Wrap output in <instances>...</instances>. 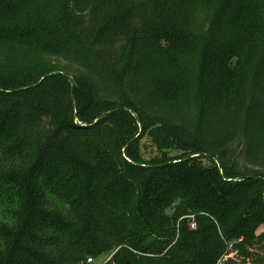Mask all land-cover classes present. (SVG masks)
<instances>
[{
	"label": "trees",
	"instance_id": "16d2710c",
	"mask_svg": "<svg viewBox=\"0 0 264 264\" xmlns=\"http://www.w3.org/2000/svg\"><path fill=\"white\" fill-rule=\"evenodd\" d=\"M263 229L264 0H0V264H264Z\"/></svg>",
	"mask_w": 264,
	"mask_h": 264
},
{
	"label": "rangeland",
	"instance_id": "374dc122",
	"mask_svg": "<svg viewBox=\"0 0 264 264\" xmlns=\"http://www.w3.org/2000/svg\"><path fill=\"white\" fill-rule=\"evenodd\" d=\"M170 154L177 156V154L175 152H170ZM143 155H144V158L146 160H148V161H145V163L151 162L152 160H154L153 158L156 156H158L159 158H166V159H168L170 157L169 154H167V157H165V156L161 157L162 154L160 153V151L158 152L157 148L154 147L150 142H144ZM112 256H113V254H105V255H102L97 260L100 263H102L104 260H107V258H109V257L112 258Z\"/></svg>",
	"mask_w": 264,
	"mask_h": 264
},
{
	"label": "built area",
	"instance_id": "2783aa9c",
	"mask_svg": "<svg viewBox=\"0 0 264 264\" xmlns=\"http://www.w3.org/2000/svg\"><path fill=\"white\" fill-rule=\"evenodd\" d=\"M191 217H192L191 228H192V229H195L196 224H195V221H194V217H193V216H191ZM110 259H111V257L107 258V260H104L102 263H100V262H99L97 259H95L94 257H88L84 264H104V263L108 262ZM225 259H226L225 257L222 258V259L219 261L218 264H222L223 261H225Z\"/></svg>",
	"mask_w": 264,
	"mask_h": 264
}]
</instances>
